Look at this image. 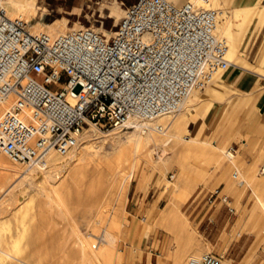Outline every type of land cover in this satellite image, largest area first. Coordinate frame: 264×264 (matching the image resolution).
<instances>
[{
  "label": "rangeland",
  "instance_id": "374dc122",
  "mask_svg": "<svg viewBox=\"0 0 264 264\" xmlns=\"http://www.w3.org/2000/svg\"><path fill=\"white\" fill-rule=\"evenodd\" d=\"M173 1L183 5L190 0ZM37 2L38 13L31 18L29 30L41 21L44 26L61 24L69 28L68 31L90 27L105 36L106 31L111 32L112 36L127 8L136 0ZM204 7L225 11L222 13L225 17L238 8H255L254 19H259L264 0H232L223 2L222 6ZM225 17L220 16L219 32L223 37L221 24ZM249 29L238 46L237 53L243 61L250 42ZM233 32L237 35V26ZM228 57L230 59V55ZM223 72L215 75L212 85L202 88L200 105L193 111L198 114L196 120L190 121L187 127L182 125L177 137H172L169 143H165L166 137L152 142L141 152L142 163L125 162L115 179L108 174L109 165L122 150L133 154L127 137L136 127L129 125L121 130L104 131L96 143L82 144L79 151L83 159L76 161V166L84 168L82 173L70 177L69 171H64L53 183L40 182L20 203L0 215V249L3 250L0 264H189L193 255L200 257L206 253H213L224 262L230 260L232 264H264V212L260 209L254 212L256 197L248 186L252 177H261L264 162L249 168L240 151L232 161L225 156L231 146L237 150L238 145L248 139L241 132L244 118L252 109L247 99L222 80ZM221 91L232 96L227 104L231 121L229 124L228 119L220 120L214 126L223 108V103L219 102L223 99ZM213 99L218 102L211 107L202 139L215 142L223 152L210 158L209 150L213 148L196 143L193 146L203 150L187 151L189 144L185 137L198 134L200 126L205 124L201 111ZM175 117L179 118L177 114H170L164 121H154L149 126ZM146 130L149 132L150 127ZM115 133L119 139L113 141ZM19 166L25 176L44 172ZM235 171L239 173V180L245 182L242 186L232 178ZM218 187L225 188V194L235 196L236 214L228 210L229 215L216 217V211L225 208L223 203L210 198V193ZM201 191L204 192L200 195ZM247 193L250 198L243 205ZM9 198V194L0 193V211L11 202ZM97 200L102 201L103 208H98L101 203ZM245 212L251 213L247 222ZM250 220L253 226L249 225ZM107 232L111 233L110 240L106 238ZM103 248L116 251L111 260L91 261L90 255ZM8 253L14 256L12 260L5 258Z\"/></svg>",
  "mask_w": 264,
  "mask_h": 264
},
{
  "label": "built area",
  "instance_id": "2783aa9c",
  "mask_svg": "<svg viewBox=\"0 0 264 264\" xmlns=\"http://www.w3.org/2000/svg\"><path fill=\"white\" fill-rule=\"evenodd\" d=\"M0 17V103L10 101L0 155L31 168H47L51 153L67 156L86 128L111 132L132 118L178 113L195 88L232 66L219 10L193 3L137 0L111 38L90 27L34 34L6 16L3 0ZM232 178L245 183L238 171ZM210 198L236 214L222 187ZM189 264L222 259L207 253Z\"/></svg>",
  "mask_w": 264,
  "mask_h": 264
},
{
  "label": "bare ground",
  "instance_id": "6f19581e",
  "mask_svg": "<svg viewBox=\"0 0 264 264\" xmlns=\"http://www.w3.org/2000/svg\"><path fill=\"white\" fill-rule=\"evenodd\" d=\"M37 1L38 0H3V9L5 11L6 16L9 19H12V20L19 19V20H23V21L25 20V22L29 26V23L31 22V18L33 16H36L38 13L37 10H38L39 6H38ZM189 3H193L197 9H207L204 7L205 5H207L208 7H211L212 5H214V3H212V0H197L196 2H189ZM202 5H203V7H200V8L198 7V6H202ZM208 9H210V8H208ZM215 10H217V9H215ZM125 13L127 14V10ZM222 13H224V12L219 10L217 34L220 38L224 39L227 43V59L231 64L232 60L235 58V50L232 47L233 38H231V37L229 38V36L227 37V35H228L227 34V28L229 27L231 17H229V16L225 17L224 14H222ZM222 15L225 18L223 20V23L221 24V30L223 31L222 33L225 35V37H223L219 32V30H220V16H222ZM0 19H1V17H0ZM81 28H83V27H80L78 29H81ZM68 29L69 28H66L61 24H55V25L49 24L47 26H44V24L41 21H39L37 24L32 26V28L30 29V32H32L34 34L39 33V32H46L50 35L55 36V35H60V34H64V33L68 32ZM72 29H75V28H72ZM111 34H112L111 32L106 31V35L108 38H111L113 35H115V33L112 36H111ZM227 40H229V43L227 42ZM228 44L231 48L230 47L228 48ZM229 55H230L231 60L228 57ZM215 75L213 76V78L211 80H209L206 83L198 86L189 94V96L183 102L179 112L176 113L177 116H179V118L175 117V118H172L168 121L163 122L162 124H157L154 126H149V123H152L154 121H164V119L166 117H168L170 114L160 115V116L148 118V119L132 118L129 121V125H130V127H136V131L134 133H132L131 135H129L127 138H128L129 143L132 144V146H133V154L130 155L128 152H124L125 150H122L121 154L117 158V160L113 164L109 165V169H108L109 176H111L112 178L115 179V177L119 173H121L122 166L125 162L131 161L132 163H134V165L141 164L143 161V156H142L141 152L147 146H149L152 142H157L158 140H163V139H165V137H166L165 143L166 144L169 143L171 141L172 137H177V132L181 128L182 125L187 127L188 124L190 123V121L196 120L198 114L194 113L193 111L195 109H197L198 105H200V102H201L200 93L203 91L202 88L207 86L208 84L212 85L213 84L212 81H213ZM215 102H218V101L213 99L210 102H208L207 104H205V107H203V109L201 111L203 117L208 113V111L211 109V107L214 105ZM9 104H10L9 100L6 102L0 103V115L8 108ZM224 111H225V108L223 109L222 114L224 113ZM176 114H173V115H176ZM187 115H191V116L188 117ZM217 122H218V120L216 119L215 122L213 123V125L216 126ZM136 125H138V126H136ZM148 127H150L149 132L146 130V128H148ZM206 127H207L206 124H202L200 126L199 131H198V134L195 137H192V138L191 137H187V138L185 137V139L188 140L187 143L189 144V146H187L188 147L187 151L190 150V151L200 152L201 150H203V148L194 147L193 144H196V143L204 144V145L209 146L210 148H213V150H209L208 155L210 158L211 157L214 158L215 156L217 157L218 152H223V150H222V148L218 147L215 144V142L210 143V142L202 139V136L205 132ZM139 131L141 133H143L144 135H141L139 133ZM155 131H157L159 134H156ZM83 132L80 136V140H79L78 145L67 156H60L57 153H51L48 156L49 166L45 169L38 168V167L31 168V167H28V166L21 164V163H15L8 158L13 163L12 164L7 159H5L3 157V155H0V193H7V195L9 194L10 195L9 201H11L10 203H8L2 207V210L0 211V215L9 212V210L11 209L12 206L20 203L21 200L30 191L33 192L32 189H36L39 187L40 182L53 183L54 180L56 181V178L60 176V174L62 176V173L64 171L65 172L69 171L70 177H76L77 175L82 173V171L84 169L81 167L82 165L76 166L77 165L76 161L83 159V156H82L83 153L81 151H79L80 147L84 143H87V144H93V142L96 143L97 137L101 133H103L102 131H100L98 128H96L94 126H92L90 128H86ZM117 138L119 139V135H118V133L117 134L115 133L112 140L115 141ZM122 149H126V148L123 147ZM164 152H166V150H164ZM235 155H236V151L234 150L233 147L229 148L225 154V156H227L230 161L235 159ZM19 165H22L27 169H38V170H41L44 172L42 175H39V174L32 172V173H28V175L25 176L23 173L20 172V166ZM260 173L263 174L264 172L261 170ZM256 176L252 177L253 180L251 182H249L248 186L253 188L254 195L256 196L257 206L260 207L262 209V211L264 212V198H263V195L260 193L259 188L256 184L257 183V177ZM14 179H16V180H14ZM190 185H191V182H190ZM52 187H53L52 189H54V191H55L56 190L55 186H52ZM176 187H177V185H176ZM189 187H191V186H189ZM97 201H100V200H97ZM101 202L102 201H100V203ZM104 204H105V202H104ZM102 205L103 204L101 203V206H98V208L99 207L103 208ZM118 218H119V215H117L116 219L118 220ZM120 220L121 219H119V221ZM106 238L108 240H110V238H111L110 232L106 233ZM0 253H3V250L0 249ZM115 253H116V251L112 250L111 248H103V249L99 250L98 252H94L93 255H90L89 258L91 259V261L102 263L104 260H106V261L111 260V258L115 255ZM198 256L199 255H197V254L193 255L192 260L193 259H199L203 255L200 257H198ZM13 257L14 256L12 254H9V253L5 255V258L8 260H12ZM222 264H232V263L230 260H227V262H224L222 260Z\"/></svg>",
  "mask_w": 264,
  "mask_h": 264
},
{
  "label": "crops",
  "instance_id": "0c3cea01",
  "mask_svg": "<svg viewBox=\"0 0 264 264\" xmlns=\"http://www.w3.org/2000/svg\"><path fill=\"white\" fill-rule=\"evenodd\" d=\"M222 1L225 3L232 2V0H214V5L222 6ZM189 2H192V0L188 1L187 3ZM255 14V8H246L244 10L238 8L233 12L232 15L227 14V16L231 17L229 27L227 28V36L233 38L232 47L235 50V58L231 62L232 66L225 70L222 75V80L226 83V85L247 99L252 109V112L249 115H246L244 118L241 132V135L248 137V139H245L244 143L239 144L237 150L235 147H233L236 151V154L238 151L242 153L249 168L255 167L257 163L258 165H261L264 162V7L258 14L259 19H254ZM234 21L237 23H234ZM235 26H237V35H235L233 32ZM248 29L251 31V35H248L250 42L247 49L246 58L243 61L242 58L238 56L237 52L238 46L243 41ZM221 95L223 96V99L219 102L223 103V108L219 118H216L218 120L217 123H219L220 120L225 122L228 119L230 124L231 115L228 116L227 104L231 102L232 96L225 91H221ZM224 108L225 111L222 114ZM210 110L204 116L205 124H207L206 122ZM256 184L264 198V173L261 174V177L257 176ZM228 188L232 189L236 195L238 194V191L234 190L231 185H228ZM224 190L225 188H223V192ZM230 198L231 206L233 207V204L236 203V198L233 195H230ZM249 198L250 195L247 193L243 199V205L244 203H247ZM257 209L262 210L257 206L256 203L254 212H256ZM216 213V217L218 215L219 217H223L224 213L229 215L226 205L223 211L218 210ZM250 215V212H245V222L248 221V217ZM253 224L254 222H251L250 220L249 225L253 226Z\"/></svg>",
  "mask_w": 264,
  "mask_h": 264
}]
</instances>
